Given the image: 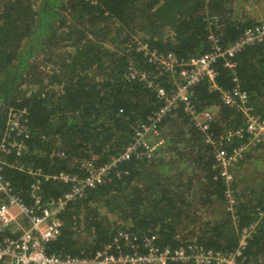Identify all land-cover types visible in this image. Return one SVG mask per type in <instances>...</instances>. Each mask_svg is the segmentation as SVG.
<instances>
[{"label": "trees", "instance_id": "16d2710c", "mask_svg": "<svg viewBox=\"0 0 264 264\" xmlns=\"http://www.w3.org/2000/svg\"><path fill=\"white\" fill-rule=\"evenodd\" d=\"M248 1L259 0H0V141L9 108L26 109L30 134L21 157L0 153L2 173L15 191L28 201L32 182L15 164L57 174L80 171L81 160L102 165L119 157L139 124L163 103L153 86L127 78L129 61L156 74L138 45L180 59L210 50L211 34L228 46L245 28L264 22L245 12ZM231 59L233 70L224 60L214 65L216 84L230 89L236 76L248 95V113L241 105H224L219 90H210L204 80L190 87L198 112L213 114L211 140H223L225 148L245 141L224 139L244 126L248 114L264 119V42ZM169 77L153 79L169 90ZM158 129L162 143L151 156L133 152L119 159L106 183L68 203L59 236L46 243L47 254L88 255L111 244L119 232L155 235L161 246L194 235L207 248L238 247L240 231L264 204V183L250 186L255 178L248 179L245 170L235 176L231 167L232 215L220 168L214 167V146L191 117L182 107L171 110ZM262 142L250 148L263 147ZM67 186L58 179L45 182V199ZM254 229L244 254L264 264V222Z\"/></svg>", "mask_w": 264, "mask_h": 264}, {"label": "built area", "instance_id": "2783aa9c", "mask_svg": "<svg viewBox=\"0 0 264 264\" xmlns=\"http://www.w3.org/2000/svg\"><path fill=\"white\" fill-rule=\"evenodd\" d=\"M212 47L207 52L194 55L187 59L178 58L173 52L160 53L151 49L146 43L139 44L140 51L148 64H151L156 74L154 76L144 68L137 66L133 61L128 62L127 78L137 79L153 86L156 96L163 102L158 110L153 111L142 121L136 129L133 141L125 151L112 159L111 162L98 165L93 160H81L80 171H59L57 174H44L41 169L22 167L15 164L17 169L32 176L28 188V201L21 196L10 181L2 173L0 160V260L4 264H168L169 262L181 264H254L244 254L246 239L252 230L264 217V208H258V217L249 226L240 231V242L233 251H223L207 248L197 242L194 235H183L175 244L161 246L155 235L140 238L137 234L119 232L111 244H104L91 254L81 253H46V243L60 234V215L69 202L83 198L88 190H92L109 179L111 169L119 159L127 158L135 152L136 156H151L162 140H157L158 126L171 110L182 107L183 112L191 117L195 125L202 131L208 142L214 146L215 165L219 176L224 180L225 200L227 211L232 215L235 212V190L231 188L234 176L230 168L243 159L248 148H254L258 142L264 143V119L248 114L243 127L234 132H228L225 143L232 138L245 141L230 148L223 147V140L213 142L207 133L213 114L209 110L198 112L196 104L192 103V87L202 80L208 82L210 90H219L224 105L236 104L244 107L248 113L251 109L246 107L247 93L241 90L237 77H233L234 86L230 89H221L216 84V71L214 65L224 60L229 69L235 68V61L231 58L244 47L264 42V22L245 28L238 38L228 46H222L217 38L208 36ZM178 74V80L174 74ZM171 76L169 90L153 77ZM26 109H12L6 113L5 128L0 141V153L14 154L21 157L26 149L29 138L26 124ZM261 143V144H262ZM250 148V149H251ZM249 149V150H250ZM62 155V153H60ZM60 180L68 185L66 190L57 197L45 199L43 184L49 180ZM23 219L25 222H23ZM15 224L11 228V224ZM26 223V224H23ZM9 231V232H8ZM116 250V253L114 251Z\"/></svg>", "mask_w": 264, "mask_h": 264}, {"label": "rangeland", "instance_id": "374dc122", "mask_svg": "<svg viewBox=\"0 0 264 264\" xmlns=\"http://www.w3.org/2000/svg\"><path fill=\"white\" fill-rule=\"evenodd\" d=\"M260 1V2H259ZM258 2H253V1H248L247 3V9L245 12H249L252 15H255L254 13L258 9H261L263 6L264 7V2L262 0H259ZM236 3V1H235ZM244 11V10H243ZM175 80H178V77L174 76ZM255 150V151H254ZM247 154H249V157L246 158ZM245 154V157H243L245 160L243 163L237 165L238 163L234 164L232 167L234 168V175L242 173L243 170L247 172L245 175L248 179L249 178H255V181L251 183L250 186H258L261 183H264V146L263 147H258L255 149H251ZM246 158V159H245ZM258 178L262 179V182L258 180ZM244 183V181H243ZM247 185V182L244 183ZM253 188V187H252ZM228 204H226V210H227ZM259 208H264V204L260 206ZM258 209V208H257ZM257 217H258V211H257ZM112 219H115L111 216ZM235 220V217H233ZM264 222V217H262L258 223ZM258 225V224H257ZM257 225L255 227H257ZM255 229L252 230V232ZM255 232V231H254Z\"/></svg>", "mask_w": 264, "mask_h": 264}, {"label": "crops", "instance_id": "0c3cea01", "mask_svg": "<svg viewBox=\"0 0 264 264\" xmlns=\"http://www.w3.org/2000/svg\"><path fill=\"white\" fill-rule=\"evenodd\" d=\"M257 11L254 13L256 17H260V18H263L264 17V8H261V9H258V7L256 8ZM23 224H26V223H23ZM11 228H14L15 227V224H11L10 225ZM9 232V231H8Z\"/></svg>", "mask_w": 264, "mask_h": 264}]
</instances>
